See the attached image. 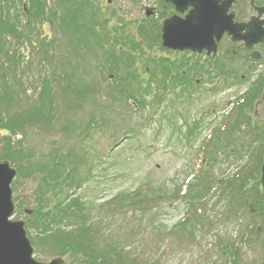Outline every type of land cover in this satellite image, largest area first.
Returning a JSON list of instances; mask_svg holds the SVG:
<instances>
[{
    "label": "trees",
    "instance_id": "trees-1",
    "mask_svg": "<svg viewBox=\"0 0 264 264\" xmlns=\"http://www.w3.org/2000/svg\"><path fill=\"white\" fill-rule=\"evenodd\" d=\"M93 2L0 0V162L8 161L16 169L15 218L24 221L36 254L61 257L67 264H155L118 244L101 243L95 219L77 196L94 176L95 162L86 149L90 132L103 131L110 124L119 127L117 120H124L121 108L131 109L132 101L142 109L146 97L161 91L171 79L167 61L146 56L147 49L138 39H144L142 29L132 30L122 21L110 24ZM148 48L160 49L155 44ZM139 64L147 77L138 71ZM91 71L99 75L95 85L86 79ZM153 95L159 104L162 95ZM241 117L224 137L225 152L235 144L233 130L242 131ZM27 129L55 132L58 140L49 141L46 151L23 146ZM134 132L127 127L123 134ZM247 133L251 139L264 135V126H248ZM259 152H264V145ZM259 173L255 159L217 181L220 198L229 197L228 211L236 215L243 210L251 217L237 240H217V253L223 258L219 264H246L241 248L251 249L258 237H264V218L255 220L264 211ZM19 180L33 183L27 197L19 194ZM193 180L194 190L188 188L183 197L191 207L216 183L202 169ZM154 198L130 200L127 206L142 211ZM122 200L119 196L113 203ZM193 219L199 222L197 215ZM188 234L193 237V230ZM261 242L264 250V238Z\"/></svg>",
    "mask_w": 264,
    "mask_h": 264
},
{
    "label": "rangeland",
    "instance_id": "rangeland-1",
    "mask_svg": "<svg viewBox=\"0 0 264 264\" xmlns=\"http://www.w3.org/2000/svg\"><path fill=\"white\" fill-rule=\"evenodd\" d=\"M142 67L140 65V70ZM97 75L91 71V75L87 76L90 85L97 84ZM220 82L216 80L212 87L200 83L192 89L187 87L168 92L156 111L151 94L146 97L147 105L143 110L134 105H130L131 109H126V106L121 108L124 120H117L118 126H121L119 132L111 124L103 131L90 132L86 149L92 154L90 161L95 162L94 176L77 191V196L95 219L101 243L118 244L139 259L151 260L155 264H206V257H209L208 263L219 264L217 240L237 239L251 222L250 215L243 210H237V216L231 217L227 208L229 197L219 199L217 184L202 202L194 200V210L188 200L180 197L181 193L178 195L179 191L184 193L187 188L190 192L194 190L196 181L188 180L199 175L200 164L202 170L209 171L215 179L229 176L251 162L249 159L259 146L254 141L255 137L251 139L247 133L248 126L255 129L264 118V103L255 104L259 94H254L243 108L242 131L234 134L237 148L234 144L228 149L230 152H225L223 140H219L222 144L217 147L219 141H215V137H224L225 123L235 116L232 103L236 104L235 101L246 91L245 86L232 87ZM127 125L137 132L125 140L122 138ZM23 137L26 138L23 146H35L43 151L49 147V141L58 140L55 132L37 133L28 129ZM115 141H119L118 145L113 146ZM249 141L252 144L249 148L253 151H247ZM209 145H214L212 150L216 151L211 165L203 160L205 152L212 151L208 150ZM235 149L240 150V156ZM99 155L100 158H97ZM17 187L19 194H28L33 183L19 180ZM178 188L181 190L177 192ZM175 192L177 195L173 196ZM261 195L260 203L262 192ZM118 196L123 200L116 205L112 201ZM149 196L157 198L147 202L142 211L127 206L130 200H144ZM109 202L112 203L104 206ZM123 205L126 207L121 209L119 206ZM193 214L200 217V222H193ZM12 219L16 220L15 216ZM202 222L206 230L208 222L212 228L206 231ZM192 230L194 238L188 234ZM261 237L254 241L253 248H241L243 263L260 264L264 251L261 242L264 237ZM34 257L40 262L52 259L36 253Z\"/></svg>",
    "mask_w": 264,
    "mask_h": 264
},
{
    "label": "flooded vegetation",
    "instance_id": "flooded-vegetation-1",
    "mask_svg": "<svg viewBox=\"0 0 264 264\" xmlns=\"http://www.w3.org/2000/svg\"><path fill=\"white\" fill-rule=\"evenodd\" d=\"M93 3L110 24L122 21L132 30L142 29L144 39H138L147 49L146 56L167 61L171 79L183 75L186 86L210 85V79L219 78L227 86H245L250 98L259 94L255 104L264 103V0H94ZM171 20L176 22L173 33L176 37L184 34L191 44L200 47L166 48L163 30ZM213 24L218 37L209 33ZM154 44L160 49L148 48ZM173 84L178 85L179 81ZM259 126H264V118ZM263 140L264 135H255L258 148L263 147ZM263 160L264 152H259L260 176ZM259 189L262 192L261 181ZM256 217L262 220L264 211Z\"/></svg>",
    "mask_w": 264,
    "mask_h": 264
},
{
    "label": "water",
    "instance_id": "water-1",
    "mask_svg": "<svg viewBox=\"0 0 264 264\" xmlns=\"http://www.w3.org/2000/svg\"><path fill=\"white\" fill-rule=\"evenodd\" d=\"M175 21L165 24L163 30L164 46L169 49H196L200 46L191 44L189 37H176ZM189 29H185L187 31ZM217 28L209 29L211 35L217 33ZM181 39V40H180ZM177 40V41H175ZM16 175L7 162L0 163V264H62L60 258L53 259L49 263H39L33 259V248L27 238L23 221H12L14 213L12 201L11 183ZM261 187L264 194V160L261 166Z\"/></svg>",
    "mask_w": 264,
    "mask_h": 264
}]
</instances>
